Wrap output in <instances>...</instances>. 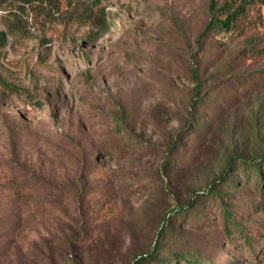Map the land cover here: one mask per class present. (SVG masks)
<instances>
[{"label": "rangeland", "instance_id": "374dc122", "mask_svg": "<svg viewBox=\"0 0 264 264\" xmlns=\"http://www.w3.org/2000/svg\"><path fill=\"white\" fill-rule=\"evenodd\" d=\"M251 1L206 35L208 0L0 1V264H264Z\"/></svg>", "mask_w": 264, "mask_h": 264}, {"label": "trees", "instance_id": "16d2710c", "mask_svg": "<svg viewBox=\"0 0 264 264\" xmlns=\"http://www.w3.org/2000/svg\"><path fill=\"white\" fill-rule=\"evenodd\" d=\"M0 1H9V0H0ZM10 1H15L18 2L21 5H30V4H44V3H51L54 0H10ZM100 1V0H96ZM209 1V12L211 14L210 21L207 25V27L204 30L203 35H206L207 33H210L212 31L213 27H216L219 29V31H223L226 33H231L237 30L241 24V22L245 19H247L249 12H250V7L253 5L251 0H223L222 3L219 4L218 0H208ZM202 35V36H203ZM255 56L259 57H264V49L260 51H254L253 53ZM194 74V75H193ZM193 76L196 75V72L192 73ZM261 75V74H260ZM196 99H197V94L198 92L196 91ZM243 167L246 169H253L256 174L260 175L261 173V168L264 167V157L262 159V162L260 164H252L249 165L246 162H244ZM227 174H223L220 178L221 182H225L227 179ZM194 206L193 201H191L188 204V208L192 209ZM172 213L166 214L164 217L162 223H161V230L163 231L168 224V218L170 216H173L172 218H177L180 219L185 215V211L179 210L176 208H173L170 210ZM173 214V215H171ZM225 222H224V234L227 237H232V235L235 234V232L238 234L236 239H241L243 240L244 244L248 247L253 246V239L249 235V233H244L241 230V226L237 223L234 224L233 230L229 228L228 221L231 218V213L225 211ZM150 254L147 255L149 257ZM144 257H139L135 260L134 264H141L144 260ZM171 264H177L176 260H170L169 261ZM188 264H202V262L196 258L192 259L191 261L187 262ZM207 264H214V262L209 261ZM254 264H261L260 261H255Z\"/></svg>", "mask_w": 264, "mask_h": 264}]
</instances>
